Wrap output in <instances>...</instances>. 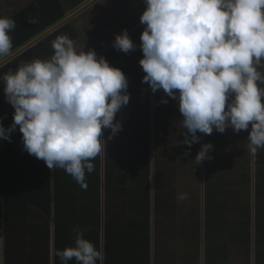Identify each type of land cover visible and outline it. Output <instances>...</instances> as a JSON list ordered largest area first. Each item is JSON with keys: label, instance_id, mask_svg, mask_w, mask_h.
<instances>
[{"label": "trees", "instance_id": "1", "mask_svg": "<svg viewBox=\"0 0 264 264\" xmlns=\"http://www.w3.org/2000/svg\"><path fill=\"white\" fill-rule=\"evenodd\" d=\"M145 7L141 0L135 23ZM134 22L119 28V33L132 30L129 36L140 45L145 26ZM115 24L105 25L115 29ZM138 49L136 58L132 51L124 53L113 46L105 54L109 64L126 75L134 98L129 109L117 113L122 129L111 139L110 129L103 132V219L102 152L92 160L94 171L86 173V187H82L63 169L55 168L54 175L45 162L41 168L28 163L27 151L18 150L0 167V264H62L57 252L74 246V226L101 251L103 264H151V259L153 264H199L201 252L204 264H246L247 250L241 243L248 242L245 208L253 201L263 203L255 231L257 238L264 233V148L251 152L248 132L231 128L211 135L198 132V143H182L187 129L180 127L183 117L178 101L162 89L153 93L142 82L145 73L139 60L143 53ZM205 143L213 146L211 158L197 164L195 157ZM202 167L206 175L204 238L195 227L200 224ZM227 227L232 238L217 241Z\"/></svg>", "mask_w": 264, "mask_h": 264}, {"label": "clouds", "instance_id": "2", "mask_svg": "<svg viewBox=\"0 0 264 264\" xmlns=\"http://www.w3.org/2000/svg\"><path fill=\"white\" fill-rule=\"evenodd\" d=\"M143 3L142 82L153 93L162 89L178 101L180 127L187 129L182 143H198V132L211 135L231 128L248 132L251 152L264 148V72L259 70L264 68V0ZM15 28V20L0 16V57L12 50ZM51 46L50 58H35L0 74L5 99L14 109L11 126L0 122V139L10 140L18 126L27 153L86 187L92 160L105 148L104 130L110 129L111 139L122 129L116 116L129 103V81L94 50H77L67 35ZM113 47L129 53L137 45L124 29L115 34ZM212 147L202 144L197 164L211 158ZM73 231L74 246L57 252L62 264H103L104 255L83 230L74 226Z\"/></svg>", "mask_w": 264, "mask_h": 264}, {"label": "crops", "instance_id": "3", "mask_svg": "<svg viewBox=\"0 0 264 264\" xmlns=\"http://www.w3.org/2000/svg\"><path fill=\"white\" fill-rule=\"evenodd\" d=\"M140 6L141 0H0V16L9 17L16 22V28L10 33L13 42L12 50L8 55L0 57V74L8 72L10 69L15 70L17 66L35 58H50L53 55L52 41L62 35L69 36L73 40L77 50L84 49L85 52L94 50L97 57L103 56L106 58V50L113 46L115 34H119V28L130 27L131 23L135 20L134 13ZM117 16L123 17L119 18ZM32 20H35L36 23H32ZM108 21L117 22L114 27L115 29H111V25H105ZM135 24L137 27L141 25L140 22H136ZM40 29L45 30L39 32ZM110 29L112 30L111 32H109ZM130 32L132 30L128 31V33ZM107 35L112 36L109 37ZM103 43H105L104 46L101 45ZM134 43L137 45V48L132 52L133 58L134 56L136 58L135 53L139 48V44L136 41ZM259 70L264 72V68H260ZM3 87L2 82H0V122H2L5 128H8L13 123L12 114L14 109L6 101ZM133 98L134 95L130 94L129 103L122 108L123 110L121 109L120 113H124L125 109L130 108ZM120 116L117 114L116 118ZM23 149L22 133L19 132V127L17 126L16 131L10 134V140L0 139V159H3L0 161V167H2V163L12 160L9 158L11 155L14 156L18 150ZM25 155H27L26 161L28 163H34L41 168V165L44 163L43 160L36 161L29 153ZM100 158L99 175L101 177L100 191L102 195L100 211L102 213V220L104 213L103 151ZM18 159L17 157L16 160ZM52 170L54 175H56V170ZM150 174V179H152V168ZM199 175L202 178V182L199 185V198H201V209L199 210L200 224L195 225V227L201 237L204 238L205 234H207L204 220V186L206 180L204 167L201 168ZM251 194L253 199L254 192H251ZM261 206H263V203L255 204L253 201L249 208H245L250 234L247 237L248 242L241 244L247 250L246 255H248V260L245 257L246 264H264V233L262 237L257 238L255 231L256 218L260 217L263 211ZM165 215L166 213H163L159 217ZM215 225L216 222L213 226ZM231 233L232 231L227 227L218 235L216 240L223 242L230 239L232 238ZM151 264H153L152 259ZM199 264H204L203 252L200 254Z\"/></svg>", "mask_w": 264, "mask_h": 264}]
</instances>
